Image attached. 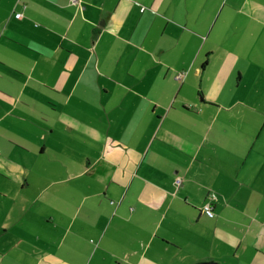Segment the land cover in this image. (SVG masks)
I'll return each mask as SVG.
<instances>
[{
  "label": "crops",
  "instance_id": "0c3cea01",
  "mask_svg": "<svg viewBox=\"0 0 264 264\" xmlns=\"http://www.w3.org/2000/svg\"><path fill=\"white\" fill-rule=\"evenodd\" d=\"M211 261L264 264V0H0V264Z\"/></svg>",
  "mask_w": 264,
  "mask_h": 264
},
{
  "label": "rangeland",
  "instance_id": "374dc122",
  "mask_svg": "<svg viewBox=\"0 0 264 264\" xmlns=\"http://www.w3.org/2000/svg\"><path fill=\"white\" fill-rule=\"evenodd\" d=\"M220 21V20H219ZM218 26V25H217ZM236 30V29H235ZM221 31V30H220ZM232 31V30H231ZM231 31H229L228 33H234V32H231ZM214 32H215V30H214ZM222 32L224 33V31L222 30L219 34L221 35L222 34ZM237 32H235V34H236ZM223 37H225L224 35H222ZM230 37H233V40H230L229 39V36H227V38L224 40V42H226V43H230V42H233V43H236L237 42V40H235V38H237V39H239V42L242 40V37H240V35H233V34H231L230 35ZM221 41V40H220ZM47 156L46 155H43L42 156V158H39V160H38V164H40L42 161H45V158H46ZM37 164V162H36V164H34V166H33V168H32V171H35V169H36V166L38 165ZM30 166H31V164H30ZM33 173V172H32ZM11 201V200H10ZM13 213H15V212H13Z\"/></svg>",
  "mask_w": 264,
  "mask_h": 264
},
{
  "label": "built area",
  "instance_id": "2783aa9c",
  "mask_svg": "<svg viewBox=\"0 0 264 264\" xmlns=\"http://www.w3.org/2000/svg\"><path fill=\"white\" fill-rule=\"evenodd\" d=\"M72 1H74V0H72ZM20 14H21V12H16L14 15L17 18H20L21 17ZM209 194H210L211 198H214L215 197V195L213 194V192L212 193H209ZM201 207H202V211L205 214H207L208 216H213L214 215L213 209L211 208L212 205H211L210 201L205 202L203 204V206H201Z\"/></svg>",
  "mask_w": 264,
  "mask_h": 264
},
{
  "label": "water",
  "instance_id": "95a60500",
  "mask_svg": "<svg viewBox=\"0 0 264 264\" xmlns=\"http://www.w3.org/2000/svg\"><path fill=\"white\" fill-rule=\"evenodd\" d=\"M203 263H205V264H207V263H211V264H219V263L214 262V261H211V262H203Z\"/></svg>",
  "mask_w": 264,
  "mask_h": 264
},
{
  "label": "trees",
  "instance_id": "16d2710c",
  "mask_svg": "<svg viewBox=\"0 0 264 264\" xmlns=\"http://www.w3.org/2000/svg\"><path fill=\"white\" fill-rule=\"evenodd\" d=\"M16 12H20V11H16ZM16 12H15V13H16ZM13 15H14V14H13ZM14 16H15V15H14Z\"/></svg>",
  "mask_w": 264,
  "mask_h": 264
}]
</instances>
